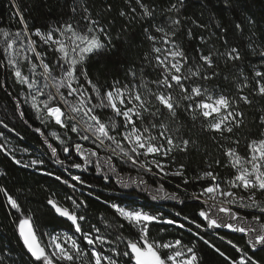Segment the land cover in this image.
<instances>
[{
	"label": "snow or ice",
	"instance_id": "obj_1",
	"mask_svg": "<svg viewBox=\"0 0 264 264\" xmlns=\"http://www.w3.org/2000/svg\"><path fill=\"white\" fill-rule=\"evenodd\" d=\"M199 3L205 11L239 12L241 19L233 21V31L243 34L247 25L251 33L247 47L258 57L254 63L248 61L250 75L246 73L240 48L229 43L228 27L217 20L214 24L217 31L211 32L208 24L185 14L187 0H165L164 4L158 0H125L126 7L119 11V16L129 23H141L139 35L149 48L139 61L121 66L122 77L114 75L104 82L89 74L88 63L93 57L113 53L117 48L114 40L127 32L126 25L114 37L111 30L114 21L102 22L100 12L93 15L88 0H68L66 19L29 29L20 3L11 0L13 16L21 27L14 32L0 28V60L4 62L0 67H7L15 83L25 89L23 99L14 98L22 120L23 106L27 105L41 124L54 123L65 130V135L68 132L76 135V140H72L51 133L63 146L65 160L74 152L82 161H73L68 168L88 171L92 167L104 181L115 177V183L122 189L147 185L142 178L146 174L180 177L184 185H198L191 193V198L198 202V210L194 217L184 215L182 220L175 218L181 217L179 212L168 218L137 206L135 201H117L113 197L101 200L100 196H95V200L109 210L110 218L103 213L93 218L88 215L86 200L66 196L71 202L68 207L51 193L46 204L68 227L63 232L45 230L40 235L31 211L25 215L17 198L0 186L9 215L12 211L17 213L13 223L31 264H204L197 243L211 249L227 264H261L255 253L264 251V109H260L256 121L258 131L251 138L244 137L243 151L239 130L245 126L241 105L252 106L253 97L264 99V47H253L256 21L238 8L239 0H199ZM111 10L112 5L108 4L103 11ZM185 22L202 33L209 32L208 38L198 36L201 45L215 37L224 45V51L215 45L207 51L197 47L195 56L190 57L178 39L182 31H186L189 40L195 38L192 27L185 29ZM221 61L225 66L234 65L231 77L222 76ZM221 78L228 81L230 88L216 83ZM0 124L8 128L2 120ZM193 128L209 138L224 160L222 163L220 159H206V167L189 179L184 164L177 165L175 170L172 166L176 164L174 153L198 150V140L186 136L184 131L190 133ZM35 131L44 136L41 127ZM3 135L0 132V137ZM80 141H87L90 146L85 147ZM44 142L56 163L63 167L65 160L59 159L57 148L48 143L47 137ZM0 149H4L3 144ZM9 155L16 165L36 169L74 192L77 184L92 187L80 175L69 180L38 168L44 165L43 159L25 163ZM125 166L135 170L140 178H125L122 175ZM220 167L229 169L231 174L222 176L216 170ZM4 175L0 171V176ZM157 192L163 195L153 194L152 200L183 203L178 192L169 193L163 185ZM154 225L164 226L158 228L161 233L172 227L180 234L172 239L157 238L152 233ZM221 229L242 234L246 247L241 248L227 235H221ZM184 233L192 239L185 240ZM209 234L234 249L236 258L213 243ZM3 260L0 256V264Z\"/></svg>",
	"mask_w": 264,
	"mask_h": 264
},
{
	"label": "trees",
	"instance_id": "obj_2",
	"mask_svg": "<svg viewBox=\"0 0 264 264\" xmlns=\"http://www.w3.org/2000/svg\"><path fill=\"white\" fill-rule=\"evenodd\" d=\"M18 2L20 3L21 10L25 14L29 29H33L34 27L44 28L56 24L62 18L66 19L69 15L68 0H18ZM148 2H151V0H148ZM158 2L164 4L165 0H158ZM88 3L93 11V15L97 12L101 13L102 22L114 21L111 25L112 35L114 37L118 33H121L122 25L127 26V32L122 33L119 40H114L117 48L113 53L90 59L88 63L89 74L93 78H98L101 82L111 80L114 75H120L122 77V73L119 71L121 66L127 67L130 61H139L143 52L149 48L148 43L143 41L139 35L142 25L139 22L129 23L127 18L119 16V11L126 7L125 0H88ZM187 3L188 7L185 10V14L193 19H197L201 24H208L211 32L217 31L214 27L217 20L228 27L229 43L240 48L241 55L245 58L244 67L246 73L250 75L248 61L254 63L258 57L253 55L247 47L249 43L247 37L251 34L248 31L247 25H245V32L243 34L233 31V21L239 22L241 19L239 12L205 11L200 7L199 0H187ZM108 4L112 5L111 12H104L103 10ZM216 7H220L218 2ZM238 8L243 10L245 16L251 17L256 21L254 27V39L256 43L253 47H264V0H239ZM13 11L11 0H0V28L14 32L21 27L19 21L13 16ZM187 27H192L193 37L195 38L189 40L186 31H182L178 34V39L190 57L195 56V49L197 47H201L207 51L209 47L215 45L216 49H219L221 52L224 51V45L215 37L208 39L206 45L200 44L198 36L203 34L208 38L210 35L209 32L202 33L200 29L196 28L190 22H185V29ZM49 59H52V54H49ZM3 63V60H0V65ZM219 70L222 76L228 75L231 77L234 73V65L229 63L225 66L221 61ZM25 71H27L26 68ZM216 83H219L221 87L230 88L228 81H224L222 78L216 81ZM0 85H3L0 86V120L8 124V128H4L3 124H0V132L4 133L0 137V144L4 145V149H0V171L6 173V175L0 176V186L8 189L17 198L24 209L25 215L28 214L29 210L31 211L34 224L38 228V235L45 230L51 233L53 231L66 230L68 227L67 222L56 216L47 206L46 200L51 193H55V198L61 204L68 207H71V202L65 199L66 196L71 195L86 200L89 206L88 215L93 218L98 217L101 213L107 218H110L109 210L101 202L96 201L95 196H100L101 200L107 197H113L117 201H135L137 206H142L148 211H155L168 218L175 217V213L177 212L181 213V217L175 218L180 220H182L184 215L189 217L195 216L198 210V202L191 198V193L197 190L198 185L192 183L184 185L181 183L180 177H157L152 174H146L142 178L147 181V185H141L139 189H122L115 183V177L111 181H104L92 167L88 171L68 168L71 162L82 161L74 152L65 160V155L62 152L63 146L60 145V142L51 133L56 132L62 139L72 137V140H76V135L71 132L65 135V130L54 123L41 124L35 118L34 112L27 105L23 106L25 118L22 120L15 109L14 98L23 99L25 89L15 83L7 67H0ZM8 93H11V95H8ZM241 107L245 112V126L239 130L241 151H243L245 144L244 137L248 136L251 138L258 131L256 121L260 114V109H264V99L253 97L252 106L241 105ZM25 120L27 123H25ZM36 127L42 128L44 136H41L35 131ZM184 131L186 136L191 135L194 139L198 140L199 148L198 150L193 149L188 153H174L176 164L172 166L173 170H175L177 165L184 164L185 175L191 179V177L206 167V159L209 161L220 159L223 163L224 157L221 152L217 150L216 146L198 128H193L190 133L187 129ZM45 137L48 138V143H51L53 147L57 148L59 159L65 160L63 167L56 163V158L52 157L51 149L44 142ZM80 142L85 147L90 146L87 141ZM9 153L15 155L17 159H21L25 163L32 159H43L45 161L44 165L38 166V168L55 172L57 175H61L63 179L70 180L71 176L80 175L92 187L89 188L86 185L77 184V190L74 192L67 185L51 177L42 175L36 169H25L16 165ZM101 156H103V153H101ZM65 168H68V170L65 171ZM216 170L222 176L231 174L229 169L223 167ZM122 175L125 178L129 176L134 179L140 178L137 172L129 166H125ZM70 182L77 183L75 181ZM161 185L169 193L178 192L180 200L183 203L178 200L169 199L152 200L151 196L153 194L158 196L163 195V192H157V189ZM177 185L180 187L178 188ZM144 188L147 190H141ZM89 193H92V196H89ZM129 193L134 194L129 195ZM16 217L17 213L15 211H12L11 215H9L4 196L0 193V256L4 257L3 264H31V258L25 252L18 239L16 225L13 223ZM93 222H95V219ZM160 227L164 226L154 225L152 227V233L157 238L166 237L167 239H172L180 234L179 230L172 227H168L167 231L161 233L158 231ZM219 233L221 235H227V238L232 239L241 248L246 247L242 234H232L226 229L219 230ZM184 237L185 240L192 239L187 233H184ZM42 239L45 238L42 237ZM209 239L225 251L227 255L236 258L237 253L230 246L221 242L218 238L213 237L211 234H209ZM197 247L201 249V254L204 256V264H227L222 257L203 244L197 243ZM255 258L261 264H264V251H257Z\"/></svg>",
	"mask_w": 264,
	"mask_h": 264
},
{
	"label": "rangeland",
	"instance_id": "obj_3",
	"mask_svg": "<svg viewBox=\"0 0 264 264\" xmlns=\"http://www.w3.org/2000/svg\"><path fill=\"white\" fill-rule=\"evenodd\" d=\"M63 231H65V230H62V231H58V232H63Z\"/></svg>",
	"mask_w": 264,
	"mask_h": 264
},
{
	"label": "water",
	"instance_id": "obj_4",
	"mask_svg": "<svg viewBox=\"0 0 264 264\" xmlns=\"http://www.w3.org/2000/svg\"><path fill=\"white\" fill-rule=\"evenodd\" d=\"M62 219V218H61Z\"/></svg>",
	"mask_w": 264,
	"mask_h": 264
}]
</instances>
